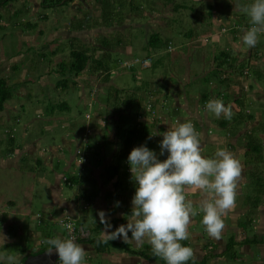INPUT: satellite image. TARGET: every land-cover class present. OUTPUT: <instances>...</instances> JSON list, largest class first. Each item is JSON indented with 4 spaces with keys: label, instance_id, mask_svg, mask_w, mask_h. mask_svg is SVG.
<instances>
[{
    "label": "rangeland",
    "instance_id": "rangeland-1",
    "mask_svg": "<svg viewBox=\"0 0 264 264\" xmlns=\"http://www.w3.org/2000/svg\"><path fill=\"white\" fill-rule=\"evenodd\" d=\"M108 1L109 8L106 10L98 0H75L70 5L62 3L55 8L48 7L47 9L43 7V0H18L7 7L0 8V17L2 18L0 23V77L7 80L8 85L13 87L14 95L13 99L7 102L6 111L2 113V119L0 118V219L9 220L12 216L10 213L13 210L20 215V212L29 211V209L34 210V218H36L35 221H30V226L21 223L18 225L19 221L16 220L17 218L15 219L14 215L13 219L9 220L6 225L13 229L19 241L18 245L0 253L5 257L6 254L19 252L25 245L33 253L49 249L46 243L33 242L35 237L41 234L37 230H43L44 227L50 228L48 232H51L53 236L57 232L64 233L66 231L59 223L46 220L48 214L53 213V211H55L57 217L62 214V210L57 206L51 207L54 200L52 199L53 192L50 185H57L58 175H63L66 181L61 184L62 195L67 196V199H71L69 202L73 201L75 203L80 215L85 214L84 217L87 218L86 227L92 231V237H96L98 233H101L96 231L99 226L97 221H100L98 209H95V206L90 208V204H93L95 198L101 194V186L105 185V189L106 187L111 188L110 190L107 189V195L112 200L105 201L110 214H112L111 210L115 211V208H110L111 202H120L117 211L120 206L123 208L130 206L132 208L129 203L135 193V184L131 179L132 173L130 172L131 175L125 174L128 176L127 178L123 176L126 168L130 169L127 157L135 145L133 143L125 144L127 137L130 135L128 132L120 134L119 138H116L117 136L113 133L118 119L117 117L107 116L106 111L109 112L112 109L105 107L101 99V96L103 97L102 89L104 88L101 82H103L105 74L92 73L94 64L90 63L87 69L89 74L81 75L76 79L68 75L70 79L69 88L64 92H55L53 89L45 90L39 86L37 83L39 78L34 76L37 74L33 67L34 63L38 64L39 61L43 63V67H45L43 78L51 80L50 85H54L61 79L58 74L60 65L71 62V53L74 49L87 48L89 55L94 60H102L105 53L110 50L109 52L112 54L110 60L112 62L120 60L122 65L112 63L113 71L111 72L109 84L112 82L115 87L128 91L145 90L143 92L146 93L148 92L146 89L149 88L154 92L159 89L167 98H173L176 95L175 93L178 94L177 97L181 96L180 92L177 91V85H179L183 93L187 92L189 95L196 96L203 93L201 90L210 91L207 87L211 77L209 81L205 82L199 78L201 75L198 72L203 69L204 56V59L208 56L207 63L209 64L210 52L216 46L214 40H211L212 43L206 42L210 29L212 30L214 27L212 21L215 19V15L229 12L234 19L230 20L222 17L218 20L229 21L232 26L239 22L247 28L248 25L250 27L247 15L235 8V4L231 0ZM238 2L241 6H244L250 4L252 0H238ZM175 5L176 7L180 6V9L173 10ZM238 15L239 19H236ZM26 24H31L35 28L31 29ZM80 25L82 29H77ZM204 27L206 28L205 31H203ZM242 33L244 34V32ZM153 34H158L159 40L155 46L150 47L148 42ZM119 36L122 38V46H117L119 43L116 42V38ZM242 36L236 41L235 45L240 49L249 50L250 48L245 44L241 48ZM198 37H201V39ZM104 38L110 40V46H105ZM261 42L264 43V38ZM170 43H172L171 46ZM124 44L127 46H124ZM231 50L234 52L233 56L238 54L237 47L234 46L233 48L231 46L229 52ZM42 56H45V59L42 60ZM148 56L153 59L151 65L153 66L155 63L153 66L157 71L155 77L150 76V69H144L141 65L142 61ZM136 60L140 62L136 63ZM157 61H159V65L156 63ZM16 67H20L21 70H13ZM127 68H133V70ZM47 70L50 73H46ZM213 74H218V71H214L211 76ZM91 85L94 92L91 95L93 98L90 100ZM36 90L38 97L29 98L28 95H34ZM139 97L143 102V95L139 94ZM155 100L153 99V102ZM96 101L99 102V105L97 110L92 109L91 112L94 115L91 116L88 107H92V103H96ZM166 102L167 100L162 101V98L160 99L161 106L166 105ZM61 103H66L69 109H63V112H61ZM152 105L150 104L152 113L158 116L159 109L156 106L155 110H152ZM50 106L54 110L53 116H50L51 113L48 112ZM193 108L192 106L189 109ZM187 112L188 110H185V112H181V115L190 117ZM232 112V119L229 122L239 120L249 123V116L246 113L237 117L235 115L238 113L234 109H232ZM206 114L207 112L201 109L196 114L198 115L197 119L206 121L208 118L209 124H212V130L219 135L226 136L228 130L219 128V122L225 118H222V116L217 118L212 113L206 117ZM14 117H16L15 120ZM104 117L108 119V124L106 123L107 125L100 132L99 126L104 125L98 122L104 120ZM133 118L134 113L129 111V124ZM179 122L182 121L179 120ZM90 126L93 127L94 132L89 128ZM230 127L231 131L235 129L234 126ZM207 130V126L202 129L201 136L204 133L207 135ZM100 133L107 135L109 140H100V137L95 138ZM158 137L163 138L162 135L156 138ZM161 139L146 143L151 149L155 144V150L158 153ZM99 140V144L96 143ZM84 141L93 146V151L87 153L84 164V160L79 161L78 165L74 159L72 162L75 165L72 164L66 171L67 163L65 161L61 162L59 158L53 159V156L50 155L53 148L54 151L55 149L62 151L60 154L69 159V155L73 153L77 143L79 149L74 151V154L76 156L80 155L84 150ZM118 141L121 143H118ZM230 142H233L232 138ZM27 143H31V145ZM72 143L74 144L72 145ZM70 146L72 147L71 150L69 149ZM15 148L19 150L23 148L17 155L18 157L23 155V160L19 167L5 170L2 162L7 160V155ZM208 149L209 152L206 149L204 156H213L215 152H212L210 146H208ZM165 156L160 158L163 159ZM250 156L248 162L251 166L249 171L251 184L250 190L245 189V191L250 192L251 196L257 195L254 198H260L262 197L261 194H264V188L258 190L259 186L264 185V164H260L259 161L263 158L257 152ZM121 158L125 159L126 162ZM47 159L53 160L55 169L47 164ZM79 159H82V157L79 156ZM95 165L99 167H95ZM95 168H99V170H96L97 172H101L102 168V172L105 169L111 171L117 169L118 171L110 177L107 173L101 177L97 176L99 173L93 172ZM95 174L96 176H94ZM73 176L78 179L70 186L67 179ZM113 176L117 177L110 182V179L114 178ZM42 177H45L48 181H41L40 178ZM55 191L58 192L57 189ZM84 196L88 199H85ZM90 198L94 200L91 201ZM88 200L91 202H88ZM245 200L248 203L252 200V197H246ZM64 216H61V218ZM249 217V214L246 213L244 222L248 225V232L247 236H241L244 240L250 235L254 236ZM34 218L32 217V219ZM197 219L193 231L200 233L202 221L199 216H197ZM21 225L26 231V236L22 234ZM0 227H2L1 223ZM67 234L66 231V236H68ZM192 234L189 231V239ZM261 238H264V235ZM182 243L187 245L188 241ZM237 245V242L231 243L226 253V257L231 261L235 256ZM110 249L113 250V247ZM124 251L126 252L127 249L124 248ZM145 251V248L134 250L143 257L147 256ZM101 259L95 256L93 263L108 264ZM99 260H101V263ZM159 260L163 261L161 258H158L157 261L159 262ZM3 263L8 264L7 260Z\"/></svg>",
    "mask_w": 264,
    "mask_h": 264
},
{
    "label": "crops",
    "instance_id": "crops-1",
    "mask_svg": "<svg viewBox=\"0 0 264 264\" xmlns=\"http://www.w3.org/2000/svg\"><path fill=\"white\" fill-rule=\"evenodd\" d=\"M222 17L229 18L230 20L234 19L233 15L230 14L229 12L222 13L220 15H215V19L212 21V24H215L213 25L214 32L212 35H209L207 37L210 40V43H212L211 40H214V44L216 46L210 52L209 64L207 63L208 56H206V59H204L205 58L204 56L203 60L205 61V63L203 69L200 72H198V74L201 75V77L199 78L205 80L214 71L218 69V65L220 63L221 64L223 63L222 65L224 66L223 68H225V70L223 71V74L220 73L219 75L214 76L212 80L209 82V86L207 88H209L210 91L205 92L204 90L199 89L203 93L197 94L196 96L190 94L191 95L190 96L187 92L183 93L180 90L179 85H177V91H179L181 94V96L179 97H177L178 96L177 93H175L176 95H174L173 98L171 97L167 98L162 93H159L158 95L156 94L154 95L157 97L155 98H156L157 108L159 109L158 116L153 114L152 111L150 112L146 109L143 110L142 112H139L138 114L134 113V118L129 124L128 113H125L123 118L126 120V123L123 124L122 126L127 127L128 132L131 131L135 126H137L139 127V131L141 133L142 132L145 133V136H147L138 139H142L143 142L148 138L149 135L147 134L151 133V135L153 136L150 135L151 139H149V141L152 142L155 140L154 142H156L157 140L161 139L159 137L156 138L157 136H160L159 133L167 131L168 127L174 125L177 120L186 122L185 120L189 119L188 121L191 120L192 123L195 122L197 123V129H199L200 127V129L197 130V132L199 133V138L201 141L202 155H204L206 149L209 152L208 146L211 147L212 152H215L218 147L227 148L230 152H232L234 156L241 163V176L238 180V185H237V203L224 217L225 228L223 230V235L220 239L210 237L203 223L201 224L202 229L200 233L193 231L194 226H196L197 224V220H198L197 216H199L202 221L204 214L202 211H200L201 196L199 191L198 190L193 191L192 189L187 190L186 193L187 198L191 200L193 208L197 213L194 217H192V222L189 226V229H192L189 231H191L193 234L190 236V239L186 240L188 241L187 245L192 247L194 252V257L190 261L192 264H264V243H260V244L249 243V241L251 240L264 239L261 238V236L264 235V194L262 193L261 194L262 197L260 198H254L257 195L251 196L250 192L245 191V189L250 190V184H251L250 175H249L251 166L250 163L248 162V158L250 160L251 157L250 155H253L256 151H258V148L262 153L261 157H264V122H263L264 120V43L261 42L262 39L264 38V34L260 35L259 42L254 48L249 47L250 48L249 50H246L245 48L244 50L240 49L238 46L235 45V43L237 40L241 38L240 36H242L243 34L241 31L236 32L234 30L236 33L231 32L228 35H216L220 31L219 23L222 22L219 21L218 18H222ZM236 19H239V15L238 17H236ZM236 24L239 27H241V29H243L244 31L247 30V27L242 25L241 23L238 22ZM198 38L200 39L201 37ZM243 44L244 43L242 42L241 48ZM170 45H172V43H170ZM231 46L233 48L234 46L238 48L237 51L238 54L237 55L235 54V56H233L234 52H232L231 50L232 53L230 52L231 57L228 63L227 61H224V58L220 56L222 55L221 53L223 50H230ZM202 51L204 50L202 49ZM43 59L45 58H43L42 56V60ZM33 67L37 73V74L34 73L35 74L34 76H38L39 81L37 83L41 88L45 90L53 89L55 92H60L59 88L57 87V82L55 83L56 85L55 84L50 85L51 80H47V79L45 80V78H43L45 76L43 74L45 67H43V63L41 61H39L38 64L34 63ZM46 73H50V72L47 70ZM150 95H151L150 92L149 93L143 92L144 101L141 103L142 107H147L146 105L147 100H145V98H148V96L150 97ZM28 97L37 98L38 97L37 90L34 95L32 96L28 95ZM161 98L162 101L167 100L166 105L163 106L160 105L159 99ZM211 99L223 100L226 105L231 106V108L238 113L235 115L237 117H240L244 113H246L249 116V119L253 118L252 123L248 121L249 123L247 124L246 122H241L239 120L234 122H229V120L224 119L221 122H219V128L221 130H228V134L225 136L215 133L212 130V124L211 125L209 124L210 121H208V118L206 121L203 120L199 121V119H197L198 115H196L202 109L205 112H207L206 117L209 116L210 113L206 110L205 105ZM190 106L191 107L193 106L194 108L189 109L191 108ZM185 110H188L187 113L190 115V117H183L181 115V112H185ZM1 115L0 118L2 119ZM15 119L16 117H14V120ZM98 123L104 125V126H99L100 132H102V128H105V126L108 124L107 118L104 117V120H101ZM206 126L208 127L207 130L208 134L206 135L204 133L203 136H201L200 132ZM230 126L232 127L234 126L235 129L231 131ZM89 128L91 129L92 132H94L92 126H90ZM256 131H258L256 139L252 138L249 140V138L253 135V132ZM113 133L115 134V128L113 129ZM102 136L104 135L100 133L97 134L95 138L100 137L101 140L103 138ZM231 138L233 142H230ZM138 139H133L131 141H128L127 139V142L133 143L136 147L138 145L143 144ZM100 140L97 141L96 143L99 144ZM258 141L260 142V145L258 144ZM27 144L31 145V143H27ZM73 144L74 143H72V145ZM85 145L86 144L84 143V150L82 152L84 153V159H85V155L87 157V153H88V151H86L87 148L85 147ZM23 146H24V141H23ZM71 146L69 147L70 150L72 148ZM75 146H76L75 148L76 150L72 149L73 153L69 155V159L65 155L60 154L62 151H59L57 149H55L54 151L53 148L52 151L50 152V155L53 156V159L59 158L61 162L65 161L67 163V167H66V171H67L72 164L75 165V163L72 162V160L75 159V162H77L78 165L80 163L79 155L76 156V154H74V151H77V149H79L78 148L79 144L77 143V145ZM153 149L155 150V144L153 146ZM20 150H23V148H20ZM20 150L15 148L7 155V160L2 162V165H4L5 170H10L20 166L21 161L23 160V155H20L19 157L17 156ZM260 160L261 162H263L260 164H264V159H260ZM46 162L47 164H50L51 168L55 169L53 165V160L51 161L50 159H47ZM95 167H99V166L95 165ZM96 170H99V168L93 169V172H97ZM102 171L97 172L99 173L97 174V176L102 177L105 173H107L108 177H110V175L107 172V169H105L104 172ZM125 174L131 175L130 169L128 167L126 168L125 173L123 175L125 176V178H127L128 176H126ZM94 176H96V174ZM116 177L110 179V182L115 180ZM40 180L46 182L47 179H45V177H42L40 178ZM63 181H65V177L63 175H58L57 185L56 186L50 185L53 192L52 199L54 200L51 207L57 206L60 210H62V214L59 217H57L55 215V211H53V213L48 214L46 220L52 223L60 224L59 220L61 216L70 215L77 223H81L83 225L84 232L82 231L81 239L84 241L80 244H82L87 250L84 264H94L93 259L95 256L102 258L101 260L105 261L108 264H165L166 263L164 260L163 261L159 260V262L157 261L158 258L160 259V257L153 255L151 251V246L147 242H145L142 245H137L135 241H129L126 243L122 239H116L113 241L116 242L117 244L116 246H121L120 248L119 247L113 248V250L110 249L106 252H98L97 250H95V247L90 243V241L94 239V237H92V231L89 229H85L87 228L86 227L87 218L84 217L85 214L80 215L75 203L73 201L69 202L71 199L69 198L67 199V196L62 195L61 184L63 183ZM98 185L100 187L99 182ZM262 188H264V185L259 186L258 190ZM56 189L58 190L57 193L55 191ZM107 189L110 190L111 188L106 187L105 189V185H102L100 188L101 194H99L95 198V200L90 198L91 201L94 200L93 204H90V208H93L95 206V209H98V212H100L101 210L105 211L106 216L110 217L111 223L114 226L113 229H110V231H113L121 224L127 223V218H128L127 215L131 214L132 208L130 206L129 207L125 206V208L120 206L119 210L117 211L116 209L118 208L116 206V203L111 202L110 208H115V211L111 210L112 214H110L107 203L105 201L112 200V198H109V195H107ZM246 197H252V200L247 203L245 200ZM84 198L88 199L86 196H84ZM91 201L88 200V202ZM257 203L259 204L258 207L256 208L255 205ZM129 204L132 206L131 201ZM253 207H254V211H253ZM246 213H248L250 216L249 219L251 225L253 226L252 232L254 233V236L250 235V237H246V239L244 240V238H241V236L244 237L245 235L247 236V232H248L247 231L248 225L246 224V222H244V217ZM10 214H12V216ZM10 214H8L11 216L9 220H12L13 219L12 217L14 215L15 219L17 218L16 220L19 221L18 225L21 223L30 226L31 225L30 221L32 220L35 221L36 219L34 218L35 215L33 209H29V211L20 212V215H18V213L15 210H13ZM32 217L34 219H32ZM29 218L31 219L28 220ZM9 220L0 219V223L2 224V227H0V253L5 252L6 249H10L12 246L18 245V241H19L18 236L14 234L13 229L9 228V226L6 225L7 223H9ZM230 221H232V223H230ZM98 224H99L98 228H100L98 229V231L100 230L101 232L98 233V235L99 237H101L103 235L102 230L104 229V225L101 224L100 221H97V225ZM61 227L63 226L61 225ZM21 228L23 229V225H21ZM48 229L50 228L44 227L43 230H37L41 232V234L38 237L36 236L33 242L36 243L40 241L42 244V243H46V241L49 238H54L57 236L66 237V231L64 233L57 232V234L53 236L51 232L50 233L48 232L49 231ZM28 230L30 229L28 228ZM25 233L26 231H24L23 229L22 230L23 236H26ZM129 235H131V233H129ZM234 242H237L238 245L237 248H235L236 250L235 256H233L234 258L231 261L226 257L227 255L226 253L228 252L231 243ZM47 246L49 245L47 244ZM124 248L127 249L126 252L124 251ZM128 248H131L130 249L131 251L143 250L145 248L146 249L145 253L147 254V256L143 257L140 255L133 254L128 250ZM42 253H44V251L33 253V251H31L29 247L25 245L24 248H21L19 250V252L16 251V253L10 255H14L17 258V264H24L29 256H37ZM101 260H99L100 263Z\"/></svg>",
    "mask_w": 264,
    "mask_h": 264
},
{
    "label": "clouds",
    "instance_id": "clouds-1",
    "mask_svg": "<svg viewBox=\"0 0 264 264\" xmlns=\"http://www.w3.org/2000/svg\"><path fill=\"white\" fill-rule=\"evenodd\" d=\"M231 2L249 18L250 27L247 30L236 28L238 32H244L242 42L254 48L260 35L264 34V0H252L244 6L238 0ZM152 106H157L156 100ZM205 107L217 118L223 116L227 120L232 119L231 106L221 99H211ZM195 128L196 122L178 120L167 131L159 133L163 137L159 141V154L147 143L131 150L127 157L131 179L135 184L131 214L127 215L126 224L110 231L114 226L110 217L101 210L99 217L104 229L98 242L116 239L126 243L135 241L137 245L147 242L153 255L162 258L166 264H187L193 259L194 252L192 247L182 242L189 239V226L192 217L197 214L187 198L188 189L200 193V211L204 214L202 223L208 235L216 239L222 237L224 217L237 203L241 163L224 147H218L211 157L202 155L201 141L196 131L199 129ZM165 155V159L160 158ZM119 205L117 201L116 206ZM65 226L68 236H57L46 241L50 245V253L53 250L57 253L59 264H84L87 250L71 235V223ZM5 259L8 264H17L14 255L5 257L0 254V264Z\"/></svg>",
    "mask_w": 264,
    "mask_h": 264
},
{
    "label": "trees",
    "instance_id": "trees-1",
    "mask_svg": "<svg viewBox=\"0 0 264 264\" xmlns=\"http://www.w3.org/2000/svg\"><path fill=\"white\" fill-rule=\"evenodd\" d=\"M18 0H0V8L2 7H7L9 4L16 2ZM73 1L75 0H43L42 4L44 8H55L59 5H61L62 3H66L68 5H70ZM100 1V3L103 5V8L106 10L107 8H109V1L108 0H98ZM167 5H171V4H167ZM180 9V6L176 7V5L173 7V10L177 11ZM107 13V12H106ZM108 14H112V13H108ZM232 20V19H231ZM2 22V18L0 17V23ZM226 21H222L221 23H219V33L216 35H228L229 33H236L238 32L236 27H239L237 24H235V26L231 25L230 22L225 23ZM25 25V24H24ZM28 27H30L31 29H34L35 26H32L31 24H26ZM215 25V24H213ZM114 26V25H113ZM77 29H82V26L80 25L79 28ZM206 30V28L204 29V31ZM236 32H235V31ZM213 29H210V32L208 33L209 35L213 34ZM201 39V38H200ZM105 42V46L108 47V45L110 46V40H105V38L103 39ZM159 40V35L158 34H153L148 42V45L150 47L155 46V44L157 43V41ZM116 42L119 43V45L117 46H122V38L119 36L118 38H116ZM206 42L210 43V40L207 38ZM116 46V45H115ZM124 46H127L124 44ZM171 46V45H170ZM105 47V48H107ZM108 49V48H107ZM112 49V48H111ZM109 50V49H108ZM110 51V50H109ZM107 51L104 55V57L102 58V60H94V58H92V56L89 55V50L87 48H82L81 50H77L74 49L73 52L71 53V62L69 64L63 63L60 65V70H59V75L61 76L60 81L57 82V87L59 88L60 91H66L69 88L70 85V79L68 77V75L74 79L79 78L81 75L87 74V69L89 68L90 63L92 62V64H94V69L90 72L92 73H101V74H105L104 76V80H103V84H104V88L102 89L103 91V97L101 96L102 99V103L105 105V107H110L112 109V111H106V114L108 117H117L118 122L116 124L115 127V134L118 135L116 138H119L120 134L122 133H126L128 132V128L127 127H123L122 125L126 123V120L123 118V116L125 115V113H128L129 111L138 114L139 112H142L143 110H148L151 112L150 109V104H153L155 102H153V99H155L156 96H154L155 94L158 95L160 92L159 89H157V92H154L153 90L146 89L148 92L147 93H151L150 97L148 96L147 98V107H142V102H141V98L139 97V94L143 95V91L145 90H134V91H128L126 89H119L118 87H115L112 82L109 84L110 80H111V72L113 71V66L112 63H119L120 66L122 65V62L120 60H116V61H111L110 57H111V53ZM150 51V49H149ZM229 50H223L222 51V55L220 57L224 58V61H227L229 63L230 57L231 55L229 54ZM43 58H45V56H43ZM150 59L153 62L152 57L148 56L144 59V61H142L143 63L141 65H143L144 69H150V76L151 77H155L157 75V71H155V69L153 68V66L155 65V63L152 65H150L149 67H145L144 66V62L145 60ZM108 62H110L108 64ZM140 62L139 60H136V63ZM159 65V61L156 62ZM223 64V63H222ZM221 63L218 65V74H213V76H209L207 79H205L204 81L207 82L209 81V78L211 77V80L214 76L219 75L220 73L223 74V71L225 70V68H223L224 66ZM133 67V65H131ZM130 70H133V68H127ZM13 70L16 71H20L21 68L20 67H16L13 68ZM89 74V73H88ZM1 75V73H0ZM110 79V80H109ZM113 85V86H111ZM75 86V85H74ZM106 86V87H105ZM139 90V91H138ZM93 86H90V100L93 98L91 97V95L93 94ZM132 92V93H131ZM138 93V94H137ZM146 93V92H145ZM14 95H13V87L8 85V81L5 79H2L0 77V115L2 113H4L6 111V105L7 102L11 101L13 99ZM151 98V99H150ZM101 101V100H100ZM143 101H144V97H143ZM169 103V100H168ZM99 105V102L96 101V103H92V107H88V112L90 111V115H94L91 111L92 109L97 110V107ZM137 105V107H136ZM136 107V109H135ZM60 108H61V112H63V109H69V107L67 106L66 103H61L60 104ZM91 108V110H90ZM152 110H155L154 106H151ZM48 112L51 113L50 116L54 115V110L53 108L50 106L48 107ZM148 114V113H146ZM108 121V119H107ZM253 118L249 119V122L252 123ZM145 129V128H142ZM149 130V129H148ZM130 135L127 137L128 141H131L133 139H138V138H143V137H147L145 136V133H141L139 131V127L135 126L131 131L128 132ZM258 134V131L253 132V135L249 138L252 139H256ZM149 135L148 138L142 142V139H138L141 143H146V142H151L149 141V137L151 135V133L147 134ZM103 140H109L107 135H104ZM86 145L85 147L87 148L86 151H93V146L89 144V142H84ZM118 143H121L120 141ZM128 143L127 141L125 142V144ZM258 144L260 145V142L258 141ZM259 154H261L260 149L258 148ZM258 151H256L258 153ZM124 155V154H123ZM122 155V156H123ZM121 156V155H120ZM86 158V155H85ZM264 159V157H262ZM121 160H125L122 159ZM120 160V161H121ZM126 162V160H125ZM260 163L261 160H260ZM117 169L114 170H109L107 169L108 174L111 176L113 175V173L117 172ZM114 177V176H113ZM78 178L73 176L72 178H69L67 181L68 183H75L76 180ZM257 203L255 205V207H258ZM80 224V225H78ZM75 225L78 231V235L79 237L76 238V241L78 243H82L84 240L81 239V232L84 230V227L81 223H77L75 221ZM87 229V228H85ZM100 229V228H98ZM98 229H96V231H98ZM100 231V230H99ZM84 232V231H83ZM68 235V234H67ZM100 239L99 235L97 234L96 237H94V239H92L90 241V243L95 247V250H97L98 252H106L108 250H110L111 247L113 248H120L121 246H116V242H114L113 240H107V242H98V240ZM250 244H260V243H264V239L262 240H251L249 241ZM125 247V246H124ZM49 249H50V245H49ZM49 249L44 250L47 251ZM131 248H128V250L133 253L138 255L136 252H134L133 250H130ZM187 264H192L191 261Z\"/></svg>",
    "mask_w": 264,
    "mask_h": 264
},
{
    "label": "water",
    "instance_id": "water-1",
    "mask_svg": "<svg viewBox=\"0 0 264 264\" xmlns=\"http://www.w3.org/2000/svg\"><path fill=\"white\" fill-rule=\"evenodd\" d=\"M24 264H59V258L55 251H47L37 256H29Z\"/></svg>",
    "mask_w": 264,
    "mask_h": 264
},
{
    "label": "built area",
    "instance_id": "built-area-1",
    "mask_svg": "<svg viewBox=\"0 0 264 264\" xmlns=\"http://www.w3.org/2000/svg\"><path fill=\"white\" fill-rule=\"evenodd\" d=\"M151 62H152V60H150V59L145 60L144 66L149 67L151 65ZM79 156L82 157V159H80V162H82L83 160L85 161L84 153H81ZM59 221H60V225H62L66 229L67 233H68V230H67L65 225L68 223H71V225H72L71 235L74 236L75 238L79 237L78 231H77V228L75 225V220L73 219V217H71L70 215H65L64 217L60 218ZM68 235H69V233H68ZM81 235H82V232H81Z\"/></svg>",
    "mask_w": 264,
    "mask_h": 264
},
{
    "label": "flooded vegetation",
    "instance_id": "flooded-vegetation-1",
    "mask_svg": "<svg viewBox=\"0 0 264 264\" xmlns=\"http://www.w3.org/2000/svg\"><path fill=\"white\" fill-rule=\"evenodd\" d=\"M68 185L72 186V185H73V183H69ZM48 248H49V246H48ZM47 251H50V249H49V250H47ZM53 251H54V250H53Z\"/></svg>",
    "mask_w": 264,
    "mask_h": 264
}]
</instances>
